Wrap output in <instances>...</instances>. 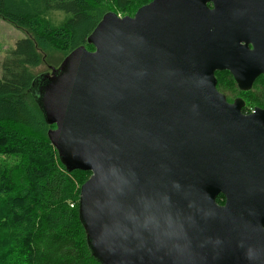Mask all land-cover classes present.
Segmentation results:
<instances>
[{"label":"water","instance_id":"obj_1","mask_svg":"<svg viewBox=\"0 0 264 264\" xmlns=\"http://www.w3.org/2000/svg\"><path fill=\"white\" fill-rule=\"evenodd\" d=\"M87 44L37 80L60 161L90 173L94 257L264 264V110L243 116L215 78L248 90L264 76V0H152L105 14Z\"/></svg>","mask_w":264,"mask_h":264},{"label":"trees","instance_id":"obj_2","mask_svg":"<svg viewBox=\"0 0 264 264\" xmlns=\"http://www.w3.org/2000/svg\"><path fill=\"white\" fill-rule=\"evenodd\" d=\"M103 1L0 0V19L29 34L0 62V231L7 234L0 248L10 244L7 250L12 252V243L19 247L17 264H101L91 252L79 215L80 187L90 173L66 171L48 137L55 127L46 122L31 87L40 76L32 69L50 61L48 53L41 59L38 51L60 44L68 50L64 60L82 46L73 45L78 26H88L82 43L86 39L85 47L93 50L87 38L111 13L103 10ZM135 1L113 0L118 6ZM55 12L65 15L60 24L49 18ZM82 174L84 178H78ZM5 253L2 248L0 264H15Z\"/></svg>","mask_w":264,"mask_h":264},{"label":"rangeland","instance_id":"obj_3","mask_svg":"<svg viewBox=\"0 0 264 264\" xmlns=\"http://www.w3.org/2000/svg\"><path fill=\"white\" fill-rule=\"evenodd\" d=\"M149 2H151V0H137L135 2H132L130 4H128L127 6H118L116 5L113 0H104L102 2V6L104 11L107 12H111L116 14L119 17H133V15L136 13V11L148 4ZM106 12V13H107ZM52 18L54 23L56 24H60L59 22H63V20L65 19V15L61 14V13H54L51 14L49 16V18ZM88 28V26H86V24H82L80 26L77 27L76 31V39L73 43L74 46H76V43H80L79 45H82L85 47V43H86V39L85 41L82 43V37L86 31V29ZM29 37V34L26 30L24 29H18L16 27H14L13 25H11L10 23L0 19V62L3 60V58L5 57L6 53L8 51H10L11 49L14 48L15 44L19 41L22 40L24 38ZM57 49H53L50 47H46L44 49L43 53L42 51H38L41 54V59L45 58V54H49L48 58L50 59V61L48 63L46 62H40L39 65L35 68L32 69V73L34 76L37 75H41V74H45V73H49L50 74V68H55L57 69V66L59 67L58 64L61 63V61L63 60V57L67 54L68 50L63 51L62 49H64L60 44L57 45ZM87 50H90L89 47H85ZM63 53H62V52ZM53 62V63H52ZM52 63V66H51ZM54 66V67H53ZM227 75V74H226ZM216 78H217V90L219 92L225 93L228 95L229 97V101H233L235 98H241L244 100V102L248 105V109L251 110L253 107H259V108H263L264 109V85L262 81L257 80L253 87L252 90L250 91V93L248 95L246 94H241L237 88L236 85L234 84V82H232L230 80V78L228 76H224V74L219 73V74H215ZM0 78H1V71H0ZM38 77H36L34 79V85L31 87L32 90V97L35 101V103L37 104V106H40L41 102V96L44 95L45 93V87L42 85L40 86V84H38ZM84 178L85 175H78L79 177ZM7 236V234H3L0 231V246H2L4 244V238ZM4 241V242H3ZM11 245L7 244V246L1 247L0 250L2 248H5V256L9 257V260L13 262L17 261V259L22 255L20 248L19 247H15L13 246L12 243V252L8 251L7 249L10 248ZM15 264H17L15 262Z\"/></svg>","mask_w":264,"mask_h":264},{"label":"flooded vegetation","instance_id":"obj_4","mask_svg":"<svg viewBox=\"0 0 264 264\" xmlns=\"http://www.w3.org/2000/svg\"><path fill=\"white\" fill-rule=\"evenodd\" d=\"M223 72H226V73H228V74L231 76V74H230L228 71H221V73H223ZM216 73H220V72H216ZM216 73H215V74H216ZM231 77H232V76H231ZM215 78H216V76H215ZM232 79H233V77H232ZM257 80L262 81V82H263V85H264V76H263V75L258 76V77L255 79L254 83H255ZM233 81H234V79H233ZM216 83H217V79H216ZM234 83H235V81H234ZM254 83L252 84L251 88L248 89V90L239 89L238 86L236 85V83H235V85H236L237 90H238L241 94H246V95H248V94L250 93V91L252 90V87H253ZM216 85H217V84H216ZM220 93L223 94V95L225 96V98H226V100H227L228 103H232V102H234L235 100L240 99V100H241V104H242V105H241V109H240V113H241L243 116H249L250 114L254 113L255 109H257V108H258V109H261V110H264L263 108H259V107H253L251 110H249V109L247 108L248 105L244 102L243 99H241V98H235L233 101H229V97H228L227 94L222 93V92H220ZM218 197H219V196H218ZM218 201H219V204H220V205L224 204V202H225V198H224V196H223V195H220V199H219Z\"/></svg>","mask_w":264,"mask_h":264}]
</instances>
